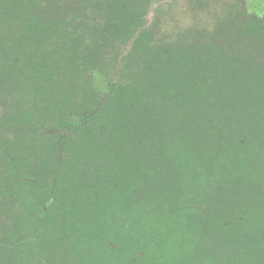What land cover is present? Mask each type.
<instances>
[{
    "label": "trees",
    "instance_id": "trees-1",
    "mask_svg": "<svg viewBox=\"0 0 264 264\" xmlns=\"http://www.w3.org/2000/svg\"><path fill=\"white\" fill-rule=\"evenodd\" d=\"M236 1L155 46L144 0H0V264H264V0Z\"/></svg>",
    "mask_w": 264,
    "mask_h": 264
},
{
    "label": "rangeland",
    "instance_id": "rangeland-1",
    "mask_svg": "<svg viewBox=\"0 0 264 264\" xmlns=\"http://www.w3.org/2000/svg\"><path fill=\"white\" fill-rule=\"evenodd\" d=\"M145 13L144 26L153 36V45L175 44L177 41L187 43L190 39L206 31L211 34L219 29V23L227 22L233 7L239 4L236 0H144ZM53 7V5H50ZM45 11H49L47 8ZM217 27V28H216ZM221 29H224L221 27ZM123 49L122 55L125 54ZM121 55V54H120ZM117 61H105V65L112 66L114 75L122 66V57ZM264 60V59H263ZM11 98L7 97L5 103L0 105V117L9 111L6 104Z\"/></svg>",
    "mask_w": 264,
    "mask_h": 264
}]
</instances>
